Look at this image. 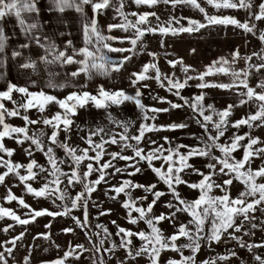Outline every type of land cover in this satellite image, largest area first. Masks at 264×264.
I'll return each instance as SVG.
<instances>
[{
  "label": "rangeland",
  "instance_id": "374dc122",
  "mask_svg": "<svg viewBox=\"0 0 264 264\" xmlns=\"http://www.w3.org/2000/svg\"><path fill=\"white\" fill-rule=\"evenodd\" d=\"M220 2V0H218ZM239 2V0H234ZM197 3L205 9L208 16H230L239 20L241 23L248 21L249 24H255L254 32H246L243 29L234 25L208 24L205 19V13L199 11L198 8L188 3L173 4L165 3L164 0H159L154 5L136 4L134 0H109V6L100 12L106 17L109 25L121 24L127 21L135 23L138 19L136 14L145 12L155 13L150 15L147 24L141 27L169 26L179 29L181 26L188 27V21L197 20L204 23L206 27L200 28L193 32H178L173 35L169 32L167 35H162L158 31L155 33L146 32L140 42H138L135 53H110V59L119 61L125 55H131V59L124 63L119 71L111 70L110 80L103 84V88L107 91H116L123 89L126 94L135 96L137 88L141 91L140 97L142 103L148 109H168V111L152 112L148 111V119H145V113L136 106L133 101H124L121 104L109 102L105 108H96L91 102L84 107L76 109V115L72 116V125L67 131L61 130L57 137L58 143L52 144L49 140L53 128L43 123L44 118H50L56 112L62 111L55 102H50L45 106L43 112L38 108H31L25 112L19 108V105L25 103L26 96L22 93L13 91L12 100H3L6 109H18L19 116H5V123L13 127H26L30 137H37L41 140L44 151H41L32 143L31 140H24L23 143H18V139H23L22 134H13V136L5 137L3 145L5 148L12 149L13 154L8 156L7 153L0 151V157L4 160H10L13 164L19 163L27 165L31 160H35L38 165L43 166L47 171L40 172L38 168L33 169L37 173L34 180L28 181L33 188L39 189L44 183L53 179L50 175L51 166L48 157L45 155L48 147L53 148V153L57 161H63L59 167L65 173H70L75 167L71 158L66 155L65 149L60 147L61 143H67L70 147L76 148L77 154L79 150L89 148L87 138L89 134L102 128L103 132L92 139L95 143L101 142V136L108 140L111 135L124 133L123 124L128 125L127 135L129 137L139 134V128L142 124L154 126L155 130L147 131L143 139L137 145L135 140H129L127 143L142 148L145 154L157 147L164 150L163 154L168 155V149L176 150L180 154L187 155L191 148H204L205 144H210L208 133L201 126L204 121L203 117L198 112L194 111L189 105L194 102L197 95L203 93L204 100L202 101L205 107V115H213L215 112H220L233 105L231 115L228 119V127L219 143L230 144L231 138L234 135L249 134L252 138H259V143L253 146V149L264 148V124L254 121L252 127L242 125L241 127L233 128L231 125L241 119L254 114L258 108V102L248 100L247 96L241 93L247 90L241 85L239 87L221 88V87H206L198 88L197 84L201 83L199 79H192L187 82V85L180 89V95H176V90L169 91L167 80L165 77H172L174 80L183 82L186 76L197 77L200 73H204L209 67L212 68V73L204 77L205 83L219 85H231L236 79L232 72L241 73L240 79H244L243 72L247 71L250 74L247 76L249 87L255 89L256 92H264V88L258 87L264 82V69L256 71L250 68L249 65L264 63V41L260 40V34L264 31V21H256L252 13L258 11V5L264 3V0H252V9L245 8H217L208 3V0H197ZM123 5V7H121ZM123 12V15H121ZM110 37L119 39L110 40L109 43L113 47L130 48V39L135 37V29L129 28L124 31L120 28H113L109 31ZM128 37L129 39H124ZM194 50V51H193ZM239 51V59L233 63V53ZM149 53H155V57ZM257 53L258 55H253ZM252 57L246 60L245 57ZM221 58L228 61L227 64H221ZM183 61L177 63L173 67L169 61ZM217 62L213 64V62ZM156 63L160 70V79L154 77L156 72L150 70L147 75L152 77L145 81L138 82L133 85L131 83L132 73H139L143 65L146 63ZM188 67V71H184V67ZM226 68L228 71H219L220 68ZM147 87H144V85ZM238 84V80H237ZM101 85L85 86L82 88H35L28 89L30 92H44L47 95H52L58 99H64L71 92L87 91L92 95H97ZM188 103H185L184 99ZM241 100H247L245 104H241ZM180 104V108H172L170 103ZM212 105L213 109H208L207 106ZM27 115L30 120L38 121L35 124H27L22 118ZM155 119H151V117ZM219 117L213 115V120H218ZM197 121H200L199 123ZM171 124H185L184 128L172 129L168 127ZM259 125V126H257ZM208 129L212 135H215V129L212 128V123L208 122ZM2 130V126H0ZM167 137V140L165 139ZM153 141L155 143H153ZM246 137L243 144H247ZM187 147H178V146ZM29 152L31 155H29ZM118 152L121 155L135 157L132 148L124 146V142L117 144H105L104 155L99 164L95 161H83L79 166V174L87 171V164L93 163L94 168H99L100 164L111 161L112 167L106 169L107 175L105 181L95 186L90 197L87 198V221L85 222L84 201L79 202V206L71 209L72 199L77 194L85 192L84 183L94 181L98 178L99 172L94 171L90 176L85 178L84 183L68 184L65 177H61L62 183L59 185L61 191L65 192V198L59 199V193L51 194L44 197H36L34 194L27 191L25 183H22L18 176L14 173H9L5 177L4 183H0V207L9 208L21 219L30 218V210L47 209L51 212H63L65 206L71 209L70 214L60 216L44 215L36 217L34 221L27 225H21L10 217L0 218V252H4L8 264H25V257H29L28 264H52V262L63 259L66 252L71 249H76V245H82V249H76L73 255L68 256L64 264H100L101 257L104 264H152V261L147 253L136 256L135 253L143 245V241L138 236H132L131 248L132 255H129V248L121 246V238L123 234L117 235L118 228L123 227L132 232L143 231L146 234L151 232V229L145 220H138L136 224H132L128 219L129 209L123 207L126 201H134L136 206L147 208L148 204L154 199L153 192H163L164 195L159 197L153 206L152 212L148 214V218L164 214L174 218L160 221L156 226L160 229L164 237H170L178 232L181 224L187 225L189 229L195 230V226L189 223L193 218L186 211H177V208L183 207L175 198L168 185L162 181L157 174L152 170V167L146 161L135 158L133 161H125L122 159L113 160L110 153ZM244 149L238 148L232 153L236 160L243 158ZM89 155H95L93 151H89ZM222 153L218 148H212L208 156H192L187 163L192 167L184 168L179 173L181 179L186 183L174 184L175 191L179 193L181 199L186 202H192L201 195L200 189L189 187L190 184L199 183L203 178L199 173L205 175L211 174V183L221 185L222 187L213 186L208 195L211 197L223 196L228 193L232 199L237 198L241 192L245 190V185L235 177L234 173H220V164L217 163L214 157H222ZM176 161L175 166H179L178 156H174ZM136 161H139L138 164ZM209 164L216 165L215 169L208 167ZM135 165L140 168L139 172L134 175ZM163 165V170L166 171L168 164L163 159L152 161V166L160 168ZM253 170L264 167V154L253 156L250 165ZM116 168L123 171L117 173ZM198 170V171H197ZM7 171L6 167L0 164V173ZM21 175H26V169L19 170ZM232 180L231 185H224L225 180ZM124 180H129L133 185L139 184L145 187H130L126 188L125 192L117 194L114 187L121 186ZM257 183H264V177L257 178ZM155 185L153 192L146 191L147 186ZM11 189L12 194L17 198L23 199L29 208H25L17 200H7L8 190ZM127 193V194H125ZM249 200L252 198L249 197ZM171 204L172 207L167 205ZM103 213V214H102ZM254 216L253 220H245L243 216L235 218L238 225H242L240 232H235L234 229H229L219 242L209 243L206 239L200 241V249L195 253V264H203L204 261L215 259L216 264H259L255 259L257 255L264 258V247L252 248L241 247V241L245 244H262L264 243V205L258 206L257 211L251 213ZM133 217H137L138 213L132 212ZM74 218L80 220V224L76 223ZM115 221V223H113ZM12 225L8 231L4 229ZM49 225V227H46ZM212 225V218L209 217L204 225V235H208ZM255 225V227H253ZM102 226V227H101ZM72 229L70 232H65V229ZM104 228H107L110 235H106ZM24 233L23 237L16 240L15 247L9 255L6 247H13L10 243L14 237ZM46 234V235H42ZM233 234L240 237V240L231 238ZM103 240V246L100 241ZM9 242V243H6ZM184 256L193 255L190 248L182 247L188 244L189 241L185 237H180L176 242ZM115 245V247H113ZM97 248L100 250L97 251ZM111 249V251H105ZM235 253V255H232ZM227 257L226 260H219L218 257ZM134 257V258H133ZM180 252L173 251L170 248L160 252L158 264H168L170 260H180Z\"/></svg>",
  "mask_w": 264,
  "mask_h": 264
},
{
  "label": "snow or ice",
  "instance_id": "6c2138e0",
  "mask_svg": "<svg viewBox=\"0 0 264 264\" xmlns=\"http://www.w3.org/2000/svg\"><path fill=\"white\" fill-rule=\"evenodd\" d=\"M56 9L60 12H64L66 8L75 7L77 12H83L84 5H91L92 10L94 13H98L99 11L107 8L109 6V0H52ZM136 4H145V5H154L159 2V0H134ZM165 3L171 2L173 4L179 3H188L192 6L199 9L200 12L205 13V19L207 20L208 24H222V25H234L246 32H254L256 29L255 24H249L248 21L241 23L234 17L230 16H208L205 12V9L201 7L197 0H164ZM209 4H212L214 7L220 8H245V9H252L253 4L252 0H239V2H234V0H208ZM123 7V5H121ZM40 14V9L38 7V0H0V53L4 52L6 43L8 41V36L5 33L4 22L6 18L12 17L14 18L16 25L19 27L21 33L24 35L26 39V43L20 45L22 49L29 48L31 44L34 42L39 48L44 50V55L39 57V60L42 61L45 65H54L60 64L63 65H72L76 64L79 67L76 71L71 73L72 77H77L81 73L89 76L91 78L93 71L108 75L110 70L119 71L120 68L123 67L124 63L129 61L132 57L131 55H125L119 61L111 60L104 52L106 49L107 52L110 53H135L136 46L138 42L142 40L146 32H159L162 35H167L171 32L173 35L177 34L178 32H193L198 31L200 28L206 27L204 23H201L197 20H189L188 27L181 26L179 29L171 27V21H169V26H159L158 28L154 27H141V25L147 24V18L150 15H155V13L145 12L142 14L133 13V15H137L138 19L135 23L131 21H127L121 24L109 25L108 29L111 31L113 28H120L124 31H127L129 28L135 29V37L130 39V48H123V47H113L108 41L119 39L117 37H110L103 35L97 24V20L92 18L89 23L83 25V34H84V46L76 48L72 45V41H67L66 47L61 50L55 41H53L50 37L40 32L42 25L40 21L37 19ZM123 15V12H121ZM253 18L256 21H264V3H260L258 5V11L252 13ZM260 40L264 41V31L260 34ZM124 39H129L125 37ZM71 49V51H69ZM194 51V50H193ZM20 51H13L12 56L18 57L21 56ZM153 57H155V53H149ZM253 55H258L257 53H253ZM79 57V58H78ZM239 59V51L233 53V63ZM246 60H251L252 57H245ZM183 63V61H169V63L175 67L177 63ZM217 62H213L215 64ZM221 64H227L228 61L221 58ZM22 68H36V61L31 60L29 58L28 62L23 63L21 65ZM250 68H255L256 71H260L264 69V63L256 64V65H249ZM150 70H154L156 72L155 79H160V70L157 67L156 63H146L143 65L142 70L139 73H132L133 79H131V83L133 85L137 84L138 82L145 81L152 77H149L147 73ZM189 69L187 66L184 67V71L187 72ZM219 71L226 72L228 69L220 68ZM212 73V68L209 67L208 70L204 73H200L197 77L193 76H186L183 82L174 80L172 77H165L167 80V86L169 91L173 89L176 90L175 94L180 95L179 90L184 88L187 85V82L192 79H199L201 83L197 84L196 87L198 88H206V87H221V88H231V87H239L243 86L247 91L241 93V95L247 96L248 100L255 99L258 104V110L245 118H241L235 121L231 126L233 128H239L242 125H247L248 127L253 126L254 121H260L261 124H264V92H256L254 88L249 87L247 82V76L250 74L249 72H243L244 79H240L241 73L232 72V75L236 78L231 85L229 84H219L213 85L203 82L204 77ZM50 75H52L50 73ZM238 80V84H237ZM62 86V85H61ZM144 87H147L145 84ZM260 88H264V82L258 85ZM16 91L22 93L26 96L25 103L19 105V108L23 109L27 112L28 109L31 108H38L40 112H43L45 106L50 102H55L59 105V108L62 110L60 112H56L50 118L46 117L43 120L45 125L51 126L53 131L49 140L52 144L58 143L57 137L61 130L67 131L73 123L71 119L72 116L76 115V109L78 107H84L86 104L91 102L96 108H105L107 107L108 103L114 104H121L124 101H133L137 107H139L145 113V119H148L147 112H161V111H168V109H148L142 103L140 97L142 95L139 88H137L135 96H130L125 93L123 89L116 90V91H107L101 85L99 92L97 95H92L87 91L83 92H71L69 93L64 99H58L55 96L47 95L44 92H30L26 87H17L15 84H9L6 91H0V126H2V130H0V151L7 153L8 156L13 154L12 149L5 148L3 145V139L5 137H12L13 134H22L23 139H18V143H23L24 140H31L33 144L36 145L38 149L44 151V146L41 140L37 137H30L28 135V130L26 127H13L7 123H5V116H19L20 111L18 109L8 110L5 108L3 104V100H12V92ZM181 99L185 100L187 104V99L181 97ZM204 100V95L201 93L194 98V102L191 103L189 106L196 112L199 113L200 116L203 117L204 123L201 125L205 132L208 133V140L211 142L210 144H205L204 148H191L187 155L180 154L178 148L176 150L168 149V155H164V150L161 147H157L145 154L142 148L136 147L131 143H127L129 140H135L137 145L143 139L145 132L155 130L154 126H150L148 124H142L139 128V134L129 137L127 135L128 125L123 124L124 133L119 134V138L117 135H111L108 140H105L103 136H101V142L95 143L92 139L93 136L98 135L99 133L103 132L102 128H98L96 131H93L89 134L87 138V143L89 148L80 149V154H77V149L70 147L67 143H61L59 146L65 149L66 155L71 158L72 163L75 165L71 169L70 173H65L59 167V164L63 163V161H57L54 156L53 148L48 147L45 155L48 157L49 164L51 166V173L50 175L53 179L49 182L43 184L42 187L39 189L33 188L28 181L34 180L37 176V173L33 171L34 167L38 168L40 172L47 171L43 166L38 165L35 160H31L27 165H22L19 163L13 164L10 160H4L0 157V164L6 167L7 171L0 173V183H4L5 177L9 175V173H14L18 176L19 180L22 183H25L27 191L29 193L34 194L36 197H44L51 194L59 193V199L63 200L65 198L66 193L61 191L59 185L62 183L61 177H65L68 181V184L74 183H84L85 178L90 176L94 171H98L100 174L98 178L94 181H89L88 183H84L85 192H81L76 195L71 202V209H75L79 206L80 201H84V209H85V222L87 221V198L90 197L91 193L95 191V186L99 185L101 182L105 181V177L107 175L106 169L112 167L111 161H107L103 164L99 165V168H94L93 163L89 162L87 164V171L83 173V176L79 174V166L80 164L85 161H95L99 164L102 156L104 155V145L111 143L117 144L120 142H124V146L128 148H132L135 157L121 155L118 152L110 153L113 160L119 158L125 161H133L135 158H139V160L146 161L152 170L157 174V176L164 181L172 191L175 198L179 201V204L183 207L177 208V211H186L189 215L193 218L189 223L195 226V230H191L188 228L187 225L181 224L179 226L178 232L173 234L170 237H164L160 229L156 226L160 221L165 219H172L174 218V213L172 216H165L163 213L159 216H155L152 218H148V214L152 212L153 206L155 205L156 201L159 197L163 196V192L155 191V185H149L146 188V191L153 192L154 199L151 203L148 204L147 208L138 207L136 206L134 201H126L123 204V207L129 209L128 212V219L129 222L132 224H136L138 220H145L151 232L146 234L143 231L140 232H132L131 230L125 229L123 227L118 228L117 235L123 234L121 238V246L129 248V255L131 256V237L138 236L141 241H143V245L140 249H138L135 253L136 256H139L143 253H147L152 261V264H158L160 252L164 249L170 248L173 251L180 252L181 259L180 260H170L168 264H195V253L200 249V241L202 239H206L209 243L211 242H219L221 237L228 232L229 229H234L235 232H240L242 225H238L235 222V218L239 216H243L245 220H253L255 219L254 216L250 215L257 211L258 206L264 205V183H257V178L264 177V167H260L256 170H253L250 166L246 168V165H250L251 158L253 156H260L264 154V148H256L253 149L254 145H257L260 141L259 138H252L249 134L244 135H234L231 138L230 144H221L219 143L220 138L224 136L227 127H228V117L231 115V109L233 105H229L227 109L215 112L212 105H208V109H213V115L219 117L218 120H213V115H205V107L202 103ZM247 100H241V104L247 103ZM172 108H180L182 105L180 104H172L169 102ZM27 124H35L38 121L30 120L27 115L22 117ZM151 119H155V117H151ZM198 123L200 121H197ZM208 122L212 123V128L215 129L216 134L212 135L208 129ZM187 125L185 124H171L168 127L172 129L176 128H184ZM259 126V125H257ZM248 139L247 144H243L242 142L245 139ZM167 140V137H165ZM153 143H155L153 141ZM178 147H187V146H178ZM243 148V158L240 160H236L232 153L236 151L238 148ZM212 148H218L220 152L223 154L222 157H214L217 163L221 165L219 168L220 173H225L227 169L228 173H234L235 177L239 179L244 185L245 190L240 193V195L232 199L228 193H225L223 196L218 197H211L207 193L211 190L213 186L215 187H222L221 185H214L211 183V174L205 175L203 173H199L203 178L199 181V183L190 184L189 187L193 189H200L201 195L198 199L192 202H186L185 200L181 199L179 193L175 191L173 187L174 184L178 185L181 183H186L183 181L179 175L180 172L184 170V168L192 167L190 164L187 163L188 159L192 156H208L210 155ZM93 151L95 155L90 156L89 151ZM29 155L31 153L29 152ZM174 156H178L179 159V166L176 167V161L174 160ZM157 159H163L165 163L168 164L167 170H163V165L160 168L153 167L152 161ZM139 161H136L138 164ZM135 167V172L130 173V175H134L136 172L140 171L139 167L135 165H130ZM209 168L215 169L216 165L209 164ZM21 168L26 169V175H21L19 170ZM117 173L123 171L120 168H116L115 170ZM198 171V170H197ZM232 180H225L224 185H231ZM130 187H145L144 185H133L131 181L124 180L119 187H114V191L119 194L121 192H125L126 188ZM127 194V193H125ZM251 197L252 199L249 200L248 198ZM5 199L17 200L14 194H12L11 189L8 190V195ZM19 203L23 205L25 208L30 209V205H27L23 199H19ZM168 207H172L171 204L167 205ZM71 209L65 206L63 212H51L47 209L42 210H30V218L29 219H21L20 216L16 215L9 208L0 207V218L3 217H10L12 220L16 221L21 225H27L28 223L35 220L36 217L49 215V216H60V215H68L71 212ZM135 211L138 213L137 217L132 216V212ZM103 214V213H102ZM211 217L212 218V225L208 235H204V225L206 220ZM77 224H80V220L78 218H74ZM115 223V221H113ZM12 225H8L4 231H8ZM49 227V225H46ZM102 227V226H101ZM255 227V225H253ZM65 232H70L72 229H65ZM104 232L106 235H110L108 233L107 228H104ZM24 233H20L19 236L14 237L10 243L13 247H6L5 251L10 255L15 247L16 240L22 238ZM46 235V234H42ZM231 238L240 240V237H237L233 234H230ZM180 237H185L189 241L188 244L183 245L184 248H190L193 255L191 256H184L183 252L181 251V247L176 245V241ZM9 243V242H6ZM104 241H100V245L103 246ZM115 247V245L113 246ZM241 247H247L249 250L252 248H260L264 247V243L262 244H245L241 241ZM82 245H76V249H82ZM76 249H71L69 252L65 253L63 259L56 260L52 262V264H64V261L67 259L68 256L73 255ZM100 249L97 248V251ZM105 251H111V249H105ZM235 255V253H232ZM134 258V257H133ZM219 260H226L227 257L221 256L218 257ZM259 264H264V258L257 255L255 257ZM29 257H25V264H28ZM0 264H8L7 259L5 258L4 252H0ZM100 264H104L103 258L100 259ZM203 264H216V260L204 261Z\"/></svg>",
  "mask_w": 264,
  "mask_h": 264
},
{
  "label": "crops",
  "instance_id": "0c3cea01",
  "mask_svg": "<svg viewBox=\"0 0 264 264\" xmlns=\"http://www.w3.org/2000/svg\"><path fill=\"white\" fill-rule=\"evenodd\" d=\"M38 7L40 14L37 19L42 25L40 32L55 41L61 50L66 47L69 40L76 48L84 46L83 25L89 23L92 18L97 20L98 28L103 35L109 36L110 34L108 20L100 11L94 13L91 5H84L83 12H77L75 7L66 8L64 12H60L56 9L52 0H38ZM4 28L9 39L4 52L0 53V91H6L10 83L27 89H71L103 85L110 80L111 70L108 75L93 71L91 78L83 73L77 77H72L71 73L79 67L76 64L45 65L39 60V57L44 55V50L34 42L29 48L22 49L20 47L21 44L27 41L16 25L14 18H6ZM13 51H20L22 54L13 57ZM104 52L110 58V52H107L106 49ZM29 58L36 61L35 69L21 67L23 63L28 62Z\"/></svg>",
  "mask_w": 264,
  "mask_h": 264
}]
</instances>
